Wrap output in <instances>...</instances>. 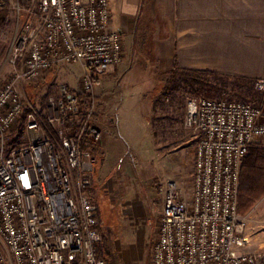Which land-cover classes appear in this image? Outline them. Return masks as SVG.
Segmentation results:
<instances>
[{
    "label": "built area",
    "instance_id": "obj_1",
    "mask_svg": "<svg viewBox=\"0 0 264 264\" xmlns=\"http://www.w3.org/2000/svg\"><path fill=\"white\" fill-rule=\"evenodd\" d=\"M23 1L35 8L25 10L9 58L18 69L0 83V264H107L95 257L101 224L86 191L94 151L80 146L100 141L93 85L122 61L123 39L110 25L109 0ZM7 2L19 15L18 0H0V10ZM65 63L82 75L78 87L61 84L46 99L44 118L59 143L43 134L6 148L18 122L41 129L36 110L24 115L18 83L47 79ZM253 88L264 94V79ZM183 124L196 136L191 194L173 180L158 184L163 205L150 264H264V254L244 251L246 220L237 210L242 161L252 142L264 140L263 105L192 97Z\"/></svg>",
    "mask_w": 264,
    "mask_h": 264
},
{
    "label": "rangeland",
    "instance_id": "obj_2",
    "mask_svg": "<svg viewBox=\"0 0 264 264\" xmlns=\"http://www.w3.org/2000/svg\"><path fill=\"white\" fill-rule=\"evenodd\" d=\"M18 2L20 20L11 10L12 15L6 22L8 27L0 28L1 34L11 38L0 40L3 52L0 71L6 72V78L0 79V83L18 69L10 64L9 58L22 33L23 23L21 26L20 23L28 19L25 10L29 6L35 8L31 2ZM5 7L10 8L9 2ZM150 71L148 56L140 58L138 54L127 52L112 72L97 78L93 85L94 125L100 130L101 138L97 144H90L95 163L89 193L98 207L101 224L98 251L107 264H150L163 205V195L157 189L160 182L176 181L186 198L191 194L196 136L183 124L189 99H229L263 105L264 108V94L242 83L224 82L208 76L201 82L200 89L193 90L181 83L176 89L166 90L169 74L156 81L154 87ZM81 75L79 65L65 63L55 67L47 79L19 82L17 89L23 106L27 112L30 109L37 111L41 129L26 131L22 121L18 122L5 136L6 148L25 146L43 134L57 145V132L44 118L46 99L55 96L61 84L78 87ZM138 112L146 117L150 136V186L144 187L140 185V176L144 171L147 142L142 136L143 120L137 118ZM142 189L152 192L147 221L141 219L144 215L136 217L132 201L136 193L144 191Z\"/></svg>",
    "mask_w": 264,
    "mask_h": 264
},
{
    "label": "crops",
    "instance_id": "obj_3",
    "mask_svg": "<svg viewBox=\"0 0 264 264\" xmlns=\"http://www.w3.org/2000/svg\"><path fill=\"white\" fill-rule=\"evenodd\" d=\"M109 10L110 25L122 36L124 55L130 52L150 58L154 87L175 64L228 77L264 79V0H109ZM11 15L10 8L0 10V28L6 29ZM17 17L19 21L20 14ZM0 40L11 38L0 33ZM2 54L0 47V58ZM5 75L1 70L0 79ZM140 117L147 142L140 176L144 187L150 186V136L147 119L138 112ZM256 143L264 146V140ZM146 189L132 199L136 217L144 215V221L150 218L152 196ZM244 218L248 238L244 250L264 254V195Z\"/></svg>",
    "mask_w": 264,
    "mask_h": 264
},
{
    "label": "trees",
    "instance_id": "obj_4",
    "mask_svg": "<svg viewBox=\"0 0 264 264\" xmlns=\"http://www.w3.org/2000/svg\"><path fill=\"white\" fill-rule=\"evenodd\" d=\"M211 76L215 79L223 80L224 82L230 81L232 83H242L245 86L253 87V80L246 78H234L221 75L212 70H195L185 69L179 67L177 64L169 71L168 83L166 90H172L178 88L181 83H185L193 90L201 88V82L203 83L205 78ZM27 111L24 109V115ZM82 150L90 148V143L87 139H84L80 146ZM90 188V187H89ZM87 188V192H89ZM264 195V146L258 143H252L249 145L248 153L244 157L241 170L240 180L237 193V210L241 215H245L254 203ZM100 229H98L99 232ZM99 242L95 246V257L98 259H106L99 253Z\"/></svg>",
    "mask_w": 264,
    "mask_h": 264
}]
</instances>
